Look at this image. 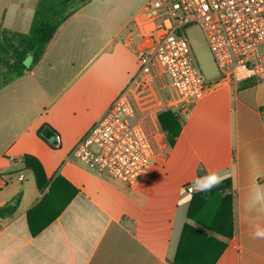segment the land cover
Listing matches in <instances>:
<instances>
[{"label":"crops","instance_id":"crops-1","mask_svg":"<svg viewBox=\"0 0 264 264\" xmlns=\"http://www.w3.org/2000/svg\"><path fill=\"white\" fill-rule=\"evenodd\" d=\"M38 2L0 0V29L28 34ZM116 3L90 0L58 29L40 62L0 90V177L7 184L0 207L20 198L16 212L0 219V264H174L187 225L227 246L215 264H264V238H254L264 228V83L219 78L181 115L182 130L166 145L158 116L178 109L176 93L166 95L169 80L153 62L154 83L142 92L133 85L147 2L122 19L106 14ZM129 87L158 152L132 188L71 156ZM26 157L43 169L41 188ZM207 171L231 181V239L188 218L201 193L190 191L193 181ZM29 219L36 228L49 225L33 237ZM197 245L196 260L214 256V248L206 255Z\"/></svg>","mask_w":264,"mask_h":264},{"label":"built area","instance_id":"built-area-1","mask_svg":"<svg viewBox=\"0 0 264 264\" xmlns=\"http://www.w3.org/2000/svg\"><path fill=\"white\" fill-rule=\"evenodd\" d=\"M141 15L146 23L145 44L138 51L140 66L133 85L141 92L151 86L155 74L150 66L156 62L177 95L180 115L211 86L181 34L190 25L204 29L221 80L264 83V0H152ZM157 155L153 136L137 118L130 87L71 153L89 170L130 188L150 173ZM6 185L0 177V188Z\"/></svg>","mask_w":264,"mask_h":264},{"label":"trees","instance_id":"trees-1","mask_svg":"<svg viewBox=\"0 0 264 264\" xmlns=\"http://www.w3.org/2000/svg\"><path fill=\"white\" fill-rule=\"evenodd\" d=\"M90 0H39L32 25L28 34L0 29V90L31 71L43 58L47 45L53 40L58 29L78 10L88 5ZM32 57L30 67L24 61ZM165 132V144L173 146L183 125V118L174 110L168 109L158 116ZM27 164L34 170L38 185L44 172L40 164L26 157ZM231 181H222L210 192H201L193 196L188 218L199 226L223 237L231 239L233 230V196ZM20 198L0 207V219L12 216L18 209ZM49 225L46 222L36 228L29 219V228L33 237ZM197 244H203L202 250L214 248V256L201 262L196 260V252L201 250ZM214 246V247H213ZM226 245L217 239L208 237L192 226H185L174 264H215L226 249ZM211 248V249H209Z\"/></svg>","mask_w":264,"mask_h":264},{"label":"rangeland","instance_id":"rangeland-1","mask_svg":"<svg viewBox=\"0 0 264 264\" xmlns=\"http://www.w3.org/2000/svg\"><path fill=\"white\" fill-rule=\"evenodd\" d=\"M110 2H117L115 8H107L106 14L108 16H119V18H126L130 14H132L133 10L138 7H141L146 2H150L152 0H109ZM146 3V4H147ZM122 5H124L122 7ZM181 34L185 36L192 48L193 57L195 60V64L200 71L202 78L204 81L212 84L219 80L220 71L216 65L214 56L210 50L209 43L205 34L204 29L200 25H190L181 31ZM156 68L158 72H161L159 65L156 63ZM161 79L168 80L166 76L161 77ZM173 89H166V95L168 97H172L174 95ZM172 109L174 112L178 113V109H174L173 105L167 107L166 110ZM179 114V113H178ZM180 115V114H179ZM181 116V115H180ZM182 117V116H181Z\"/></svg>","mask_w":264,"mask_h":264},{"label":"clouds","instance_id":"clouds-1","mask_svg":"<svg viewBox=\"0 0 264 264\" xmlns=\"http://www.w3.org/2000/svg\"><path fill=\"white\" fill-rule=\"evenodd\" d=\"M222 175L215 171H207L205 175L197 177L193 181L191 191L193 192H210L222 182ZM195 226V222H190ZM254 238H264V228L257 226L254 232Z\"/></svg>","mask_w":264,"mask_h":264},{"label":"water","instance_id":"water-1","mask_svg":"<svg viewBox=\"0 0 264 264\" xmlns=\"http://www.w3.org/2000/svg\"><path fill=\"white\" fill-rule=\"evenodd\" d=\"M32 63V57H28L25 61L24 64L26 67H30ZM43 136L48 139L49 141H52L55 137L54 133L50 129H46L43 133Z\"/></svg>","mask_w":264,"mask_h":264}]
</instances>
